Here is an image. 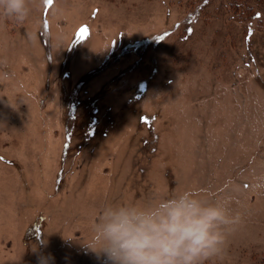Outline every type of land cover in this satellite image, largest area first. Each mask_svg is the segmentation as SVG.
<instances>
[{
    "label": "rangeland",
    "instance_id": "rangeland-1",
    "mask_svg": "<svg viewBox=\"0 0 264 264\" xmlns=\"http://www.w3.org/2000/svg\"><path fill=\"white\" fill-rule=\"evenodd\" d=\"M230 4L0 16V264H108L86 247L106 204L185 190L239 217L205 264H264V0Z\"/></svg>",
    "mask_w": 264,
    "mask_h": 264
},
{
    "label": "clouds",
    "instance_id": "clouds-1",
    "mask_svg": "<svg viewBox=\"0 0 264 264\" xmlns=\"http://www.w3.org/2000/svg\"><path fill=\"white\" fill-rule=\"evenodd\" d=\"M29 0H0V16L24 22ZM7 73H0L6 79ZM239 222L226 202L185 190L151 204H106L86 247L108 264H205L223 253L226 229Z\"/></svg>",
    "mask_w": 264,
    "mask_h": 264
},
{
    "label": "trees",
    "instance_id": "trees-1",
    "mask_svg": "<svg viewBox=\"0 0 264 264\" xmlns=\"http://www.w3.org/2000/svg\"><path fill=\"white\" fill-rule=\"evenodd\" d=\"M230 8L235 14H245L247 11L244 0H231ZM241 8V11L239 10ZM238 11V12H237Z\"/></svg>",
    "mask_w": 264,
    "mask_h": 264
},
{
    "label": "snow or ice",
    "instance_id": "snow-or-ice-1",
    "mask_svg": "<svg viewBox=\"0 0 264 264\" xmlns=\"http://www.w3.org/2000/svg\"><path fill=\"white\" fill-rule=\"evenodd\" d=\"M48 3H51V0H48ZM84 30H81V35H83Z\"/></svg>",
    "mask_w": 264,
    "mask_h": 264
}]
</instances>
